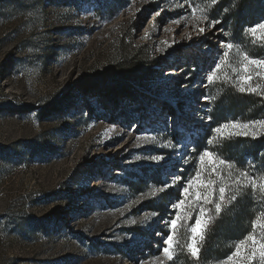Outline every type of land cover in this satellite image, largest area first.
Instances as JSON below:
<instances>
[{
    "label": "rangeland",
    "instance_id": "1",
    "mask_svg": "<svg viewBox=\"0 0 264 264\" xmlns=\"http://www.w3.org/2000/svg\"><path fill=\"white\" fill-rule=\"evenodd\" d=\"M210 6L0 0V264H264V165L260 175L235 171L214 150L244 131L264 135V64L251 63L264 61V16L246 30V43L233 41L209 19ZM120 47L161 59L165 69L134 80L136 101L108 107L85 88L99 84ZM249 94L258 100L231 114L227 97L241 103ZM207 131V149L196 151ZM244 187L257 212L253 230L203 261L210 214L233 219ZM197 219L204 223L194 256Z\"/></svg>",
    "mask_w": 264,
    "mask_h": 264
},
{
    "label": "trees",
    "instance_id": "2",
    "mask_svg": "<svg viewBox=\"0 0 264 264\" xmlns=\"http://www.w3.org/2000/svg\"><path fill=\"white\" fill-rule=\"evenodd\" d=\"M210 2L211 6L208 10L209 19L216 20L218 25L227 30L231 40H238L246 43V30L255 23L258 18L264 16V0H205ZM224 42L227 40L223 39ZM252 42V41H251ZM257 43V42H256ZM259 46L261 43H257ZM216 45V44H215ZM217 46V45H216ZM224 48L220 49L223 51ZM258 55L262 56L260 52ZM165 69V65L161 59H154L142 52H134L133 54L125 47H120L112 65L101 73V79L96 86L86 87L88 95H95L104 106L117 107L124 100L138 99L137 92L133 90L134 80L139 82L145 81L152 74L155 66ZM223 87L220 86V89ZM241 103L239 98L233 95L227 97V103L230 105L231 114L242 111L244 102L258 100L256 95L249 94L243 97ZM225 113H219L216 118L217 123H222ZM261 133V132H260ZM208 131L204 133L194 145L196 151L207 149L205 142ZM259 135V134H257ZM217 155L223 158L230 165H234L235 171L248 172L252 171L255 175H260L261 168L259 163L264 165V135L259 137L252 135H243L238 137H228L218 142V148L214 149ZM249 161V162H248ZM257 164V165H256ZM231 166H225L222 176H226L231 171ZM229 179V178H227ZM212 183L216 182L215 176L209 177ZM217 186V185H216ZM248 188H242L245 194L243 203H236L238 213L231 219L227 215L217 216L210 214L206 223L203 238L201 239V247L199 258L203 261H209L211 258L222 257L227 253L226 245L223 241L227 239L244 238L254 228V222L257 218V212L253 209L254 203L248 196ZM228 198L224 197L223 203L227 204ZM215 202V200H214ZM213 199L209 200L208 209L214 205ZM216 245V247H213Z\"/></svg>",
    "mask_w": 264,
    "mask_h": 264
},
{
    "label": "snow or ice",
    "instance_id": "3",
    "mask_svg": "<svg viewBox=\"0 0 264 264\" xmlns=\"http://www.w3.org/2000/svg\"><path fill=\"white\" fill-rule=\"evenodd\" d=\"M258 27H264V25H260V26H258ZM255 31H256V28H253V29H252V32L255 33ZM228 47H231V45H229ZM225 55H227V53H225ZM251 63H254V64H256V63L264 64V61H255V60H253V61H251ZM217 67H219V65H217ZM208 79H209V81H211V80H212V76H209ZM243 79L245 80V82H247V80H249L250 77H247V76H246V77H244ZM245 90H246L245 87H244L243 85H241V87H240V91H241V92H244ZM247 91H255V89H253V88H248ZM233 126H235V125H233ZM224 127H228V125H225ZM243 127L246 129V128L248 127V125H243ZM216 131H217V132H220L221 129H220V128H217ZM241 134H243V135H248V132H247V131H244V132L241 133ZM210 155H211L210 153H207V152H206V153H204V155H202V156L200 157V159L203 161L204 158H205V156H210ZM221 163H223V162H221ZM197 178H198V176H197ZM177 179H179V177H177ZM183 191H184V193H188V192H189V188H188V187H185V188L183 189ZM219 192H220V199L223 200V199H224L225 188H224V187H221V188L219 189ZM200 195H201V193L198 192V193H197V198H198V199L200 198ZM210 196H211V191H210V185H209V190L204 192V194H203V198H204L205 201H209ZM233 199H235V197H233ZM180 203L183 204V201H181ZM220 210H221V206H220L219 203H217V204H216V211H217V213H219ZM203 211H204V210L201 209V216H203ZM178 218H179V217H177V219H178ZM203 223H204V221H203L202 219H197L196 222H195L196 226L192 228V233H193V236H192V242L188 245V247H189V249L191 250V252H192V254H193L194 256H195V255L197 254V252H198V249H197V247H196V236H197L198 230L201 229V226H202ZM171 224H172V227L174 228V227L176 226V220H175V219L172 220V221H171ZM171 241H172V236L169 235L168 238H167V243H168L169 245H171ZM164 251H165V253H169V249H168L167 247L164 249ZM239 253H240V248H237L236 255H239ZM259 254H260L261 257H264V244H261V245H260ZM169 255H170V253H169ZM253 255H255V242H254V244H253ZM230 259H231V257H230Z\"/></svg>",
    "mask_w": 264,
    "mask_h": 264
},
{
    "label": "water",
    "instance_id": "4",
    "mask_svg": "<svg viewBox=\"0 0 264 264\" xmlns=\"http://www.w3.org/2000/svg\"><path fill=\"white\" fill-rule=\"evenodd\" d=\"M150 18V17H149ZM149 18H148V20H149Z\"/></svg>",
    "mask_w": 264,
    "mask_h": 264
}]
</instances>
